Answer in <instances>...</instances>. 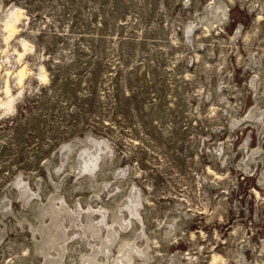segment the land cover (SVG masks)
Instances as JSON below:
<instances>
[{"label":"rangeland","instance_id":"rangeland-1","mask_svg":"<svg viewBox=\"0 0 264 264\" xmlns=\"http://www.w3.org/2000/svg\"><path fill=\"white\" fill-rule=\"evenodd\" d=\"M223 1L227 18L211 24L221 0H0V206L8 197L15 214L0 213V264H40L17 218L38 224L54 191L86 209L135 186L137 228L161 264H264V159L246 157L264 153V0ZM96 143L108 150L78 175L74 156ZM21 180L36 207L17 198Z\"/></svg>","mask_w":264,"mask_h":264},{"label":"bare ground","instance_id":"bare-ground-1","mask_svg":"<svg viewBox=\"0 0 264 264\" xmlns=\"http://www.w3.org/2000/svg\"><path fill=\"white\" fill-rule=\"evenodd\" d=\"M226 9L225 2L221 0L219 5H212L207 8L205 18L211 24L214 22H222L227 18ZM14 13L15 15L12 12V18L10 17L5 21V30L8 37H11L15 33L17 30L16 22L20 19L19 12L14 11ZM190 27L191 29L193 27L191 23ZM205 27L207 26L205 25ZM27 49V45L24 44V50ZM18 55L20 56L21 53H18ZM257 58L254 56L253 62H256ZM262 71L264 75V68ZM16 74L17 81L20 83L24 75H26V69L23 67ZM261 84L264 85V78ZM251 85L254 86V79L251 80ZM3 92L11 100L12 94L7 83L5 84ZM255 104L257 103L255 102ZM2 105L11 107L9 101L2 102ZM258 110L259 112L261 111L256 105L251 106L244 115L245 120L249 121L254 119ZM242 120V118L235 119L231 125L236 126ZM73 147L75 149L74 145ZM244 147H249L248 139L244 142ZM104 150H108L106 144H102L101 146L100 143H96L94 146L92 145L90 153H86L87 151L85 150V153L81 152L80 155L76 154L77 156H74L73 166L76 169V173L91 177L97 163L101 160L100 154L102 152L104 153ZM217 150L220 151V148ZM261 151V147H249L246 153L248 163L256 162L257 157L263 161L264 153H261ZM122 172L124 170L120 168L119 173ZM18 185L17 198L22 202V206L24 208L36 207L38 201H41L38 192L30 190L24 184L23 180L19 181ZM99 192L100 190L93 191L92 197L99 196ZM117 199L115 205L108 204L93 207L88 202L86 209H84L79 201H75L73 207L68 205L61 196V193L56 190L47 197L46 203H42L37 207L36 218L38 219V224L30 222L26 218H16L19 223H27V228H29L30 232L36 234V238L40 240L35 245L36 253L41 258L40 264H72L65 261L68 257L67 253L69 252H72L73 255H78L79 259L77 261L75 260V264H151L153 260L161 264L159 261L161 259H156L154 254L149 252L150 237L144 235L140 231L141 228H137L136 220L140 219V214L137 212L136 206L138 204L140 205L142 199L140 189L135 186L129 194V198ZM5 200L6 202L0 206V213L15 216L14 212L10 209L8 197ZM99 214L100 217L98 216ZM129 231H131L130 234H126ZM4 232L7 233L8 230L2 231L0 227V238L4 237ZM142 236H144V240L139 244L137 239ZM81 243L88 247V250H82ZM135 258L140 259L141 262ZM175 261V258L172 257L167 264H174Z\"/></svg>","mask_w":264,"mask_h":264},{"label":"clouds","instance_id":"clouds-1","mask_svg":"<svg viewBox=\"0 0 264 264\" xmlns=\"http://www.w3.org/2000/svg\"><path fill=\"white\" fill-rule=\"evenodd\" d=\"M13 15H15V13H13Z\"/></svg>","mask_w":264,"mask_h":264}]
</instances>
